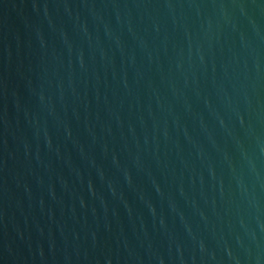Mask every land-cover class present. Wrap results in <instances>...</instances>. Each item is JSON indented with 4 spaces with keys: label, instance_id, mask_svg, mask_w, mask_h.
<instances>
[{
    "label": "water",
    "instance_id": "1",
    "mask_svg": "<svg viewBox=\"0 0 264 264\" xmlns=\"http://www.w3.org/2000/svg\"><path fill=\"white\" fill-rule=\"evenodd\" d=\"M0 264H264V0H0Z\"/></svg>",
    "mask_w": 264,
    "mask_h": 264
}]
</instances>
